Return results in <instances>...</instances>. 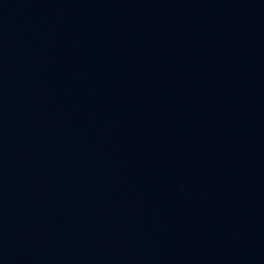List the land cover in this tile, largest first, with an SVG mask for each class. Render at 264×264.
<instances>
[{
	"label": "water",
	"instance_id": "95a60500",
	"mask_svg": "<svg viewBox=\"0 0 264 264\" xmlns=\"http://www.w3.org/2000/svg\"><path fill=\"white\" fill-rule=\"evenodd\" d=\"M0 264H264V0H0Z\"/></svg>",
	"mask_w": 264,
	"mask_h": 264
}]
</instances>
